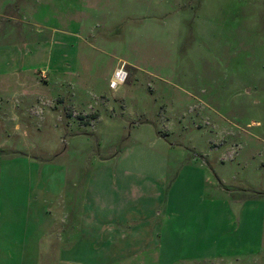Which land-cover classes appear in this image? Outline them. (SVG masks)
Returning a JSON list of instances; mask_svg holds the SVG:
<instances>
[{
  "label": "rangeland",
  "instance_id": "374dc122",
  "mask_svg": "<svg viewBox=\"0 0 264 264\" xmlns=\"http://www.w3.org/2000/svg\"><path fill=\"white\" fill-rule=\"evenodd\" d=\"M17 205L0 264H264V0H0Z\"/></svg>",
  "mask_w": 264,
  "mask_h": 264
},
{
  "label": "crops",
  "instance_id": "0c3cea01",
  "mask_svg": "<svg viewBox=\"0 0 264 264\" xmlns=\"http://www.w3.org/2000/svg\"><path fill=\"white\" fill-rule=\"evenodd\" d=\"M4 52L7 53V50H5ZM33 53H34V56L35 55L41 56L42 54L48 53L46 62L49 64V61H50V65H52L54 68V69L51 68V71L54 72L55 74L59 75L61 74L60 72L65 70L63 67L62 68L60 67L61 56L58 53L57 46L52 48L51 51L41 49L39 50L37 54L35 53V51H33ZM33 53H31V55ZM38 56H36L35 58H38ZM9 197L10 196L8 195L7 198ZM11 200L13 203L16 204V197H11ZM2 210H5V209H2ZM13 210H14L13 213L15 217L12 221L5 220V222H0V243H2V245H7V246L13 245L14 247H18V246L21 247V206L17 205L15 206V209ZM9 211L10 209L7 208L6 215L9 213Z\"/></svg>",
  "mask_w": 264,
  "mask_h": 264
},
{
  "label": "built area",
  "instance_id": "2783aa9c",
  "mask_svg": "<svg viewBox=\"0 0 264 264\" xmlns=\"http://www.w3.org/2000/svg\"><path fill=\"white\" fill-rule=\"evenodd\" d=\"M129 79V72L126 67H121L117 69L111 78L110 88L113 90L118 89L120 86L124 85Z\"/></svg>",
  "mask_w": 264,
  "mask_h": 264
}]
</instances>
